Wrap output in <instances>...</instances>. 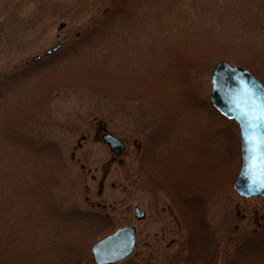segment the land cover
Masks as SVG:
<instances>
[{"label": "rangeland", "instance_id": "obj_1", "mask_svg": "<svg viewBox=\"0 0 264 264\" xmlns=\"http://www.w3.org/2000/svg\"><path fill=\"white\" fill-rule=\"evenodd\" d=\"M166 1L124 0L129 13L120 21L109 0H0V77L10 75L0 96V264H94L84 261L91 244L127 222L136 227V245L127 259L114 264H155L148 242L170 252L187 236L190 216L199 243L207 235L218 239L230 257L244 237L264 230V199L239 197L231 187L238 169L236 124L215 121L201 106L216 62L208 58L214 55L250 66L264 84V0L257 8L248 5L254 0H215L221 11L211 8L207 17L201 5L213 0H203L199 17L189 13L184 21L200 28L203 38L198 33V39L189 35V41L176 44L180 34L170 28V43L179 51L188 49L197 61L187 62L176 52L172 68L154 64L162 51L152 20L164 13L161 7L171 12L174 2ZM179 1L184 6L191 0ZM244 8L250 10L241 14ZM107 11L109 22L89 28ZM236 12L243 18L240 24L230 23ZM221 37H233L238 44L219 45ZM249 40L260 52L246 50ZM56 44L58 50L44 55ZM35 55L41 58L34 61ZM186 65L192 66L190 75ZM152 103L168 123L162 124L161 140L146 143L127 125L125 113ZM220 124L222 133L217 132ZM103 125L122 141L120 155L101 140L102 131L97 133ZM45 135L53 139L50 154H31L38 146L33 141ZM201 142L207 160L196 154ZM140 170L160 190L177 194L183 182L179 194L188 202L182 211L187 220L180 217L177 199L160 190L153 193L150 182L141 183L136 177ZM184 181L207 194L202 211L197 191L187 190ZM135 206L145 217L135 218ZM76 209L113 222L108 228L89 226L84 213L74 214ZM245 253L236 264H264V243Z\"/></svg>", "mask_w": 264, "mask_h": 264}, {"label": "trees", "instance_id": "obj_2", "mask_svg": "<svg viewBox=\"0 0 264 264\" xmlns=\"http://www.w3.org/2000/svg\"><path fill=\"white\" fill-rule=\"evenodd\" d=\"M109 1H110V10H111V13H113V16H116L117 20L124 21L123 19L125 18V14L129 13V11H127V9L129 8L128 7L129 3L124 2V0H109ZM172 1L174 2V5L171 8V12L168 11L169 9L167 7H161L162 10H164V13L162 12L161 15L156 16V18H154L152 20L153 21V23H152L153 24L152 25V34L155 37L156 46L158 48H160V50L162 51V54L157 56V58H155L154 64L157 63V66H159V64H162L164 67L169 66V68H172L173 65H176V59L178 58L177 55H174L176 52H181V55L183 54V56H186L185 58H187L186 59L187 62L190 60H192L193 62L197 61V60H195V58H192L189 55L190 52H188V49L186 50V48L185 49L181 48L179 51L176 48V46L174 47L175 42L174 43L172 42V44L170 43V41H172V39H173L172 37L174 36V34L170 32V28L171 29H174V27L177 28L175 35L178 33L180 34L179 36L176 37L177 38L176 44L179 42H184L186 39H188L189 35H194L192 38H197V39H198V37H197L198 33H199V38H201L204 35V32H202L200 30V28L198 30H196V27H195L196 25L192 26V25H186L184 23L185 20H187V19L189 20V13L194 14L195 17H199L198 5H200V3L203 0H191L188 5H184V6L180 5L179 0H171V1L167 0L166 3H169ZM205 3H208V4L201 5L202 6L201 10L203 11L205 17H207L211 8L218 9V12L221 11L220 2H216L215 0H213V2H210V3L205 2ZM248 5H251L250 7L255 6L257 8L258 6H260L259 0H254L253 2L249 3ZM130 6H134V5H130ZM195 8H197V10H194ZM244 9H245L244 13H241V14H246V11L248 12V10H250V8H247V10H246V8H244ZM166 10L170 13L166 14L165 13ZM108 13H109V11H107L104 15L100 16L99 18L96 17L92 21H90L91 25L89 26V28L96 27L97 22L100 20L106 21L105 23L109 22L110 20H108L106 18ZM215 13H217V12L215 11ZM235 15H237V12L234 13V16ZM238 21H239L238 24H240V22L243 21V18H239L238 16H235L233 18V20L230 21V23H233V22L237 23ZM113 27H116V25L114 24ZM189 39L186 41H189ZM210 39L215 41V38L213 36H210ZM221 39H222L220 41L221 44H219V45L230 46L231 44H238V43L234 42L233 37H231V38L225 37V39L223 37H221ZM244 45H246L250 48V49L246 48V50L248 52H251L252 54H255L254 52H260V48L255 47L254 44L252 43V41H250V40L247 41ZM185 46L186 45H184V47ZM47 56H49V55H47ZM220 58H222V57L214 55L208 59L211 61L210 64H213L212 62H215V61L219 60ZM224 59H226L229 62L234 61L236 64L240 65V63H238L240 61H238L236 59L230 58L231 59L230 60L226 56L224 57ZM198 61H199V58H198ZM241 65L246 67L247 69L250 68V66H248V65H244L242 63H241ZM191 67H192L191 65L190 66L186 65V69H188L186 72L189 73L188 75H190V72H191L190 68ZM17 71L20 72V69ZM250 71L252 72V69ZM101 73H104V71H102ZM13 74L16 75V72H13L11 75H13ZM9 76H10L9 74L5 73L0 77V80H1L0 83H2L1 84L2 86H0V96L4 95L6 92V89H7L6 79L9 78ZM3 80H5V81H3ZM172 86L176 87L175 83ZM174 90H176L175 93L178 94V92H177L178 89L174 88ZM123 98H124V100L125 99L126 100H133V98H131V96H124ZM201 100H202L201 106L203 107L204 111L207 112L211 117H213L215 119V121H216V119L219 120L221 123L224 121L226 123V125L230 126V124L233 121L223 117L222 115H220L211 106L208 98H202ZM144 103H146V102H144ZM151 106H153V107H151ZM151 106L145 105V107H144L143 105L142 106L137 105V106L133 107V108H135L133 112L128 111V113H125L127 115V120L125 121V122H127V125L130 126V129H133L135 131L138 130V133H141L143 135V140H144V142L146 141V143H151V142L155 143L158 140H161L165 136V135L164 136L161 135L162 124L168 123V120H167L168 118L167 117L164 118V116H166V114L158 112L157 109H155L156 111L153 110L155 107L154 103H152ZM122 108L123 107L119 108L118 110H121ZM186 108L188 110H191V107H186ZM121 112H123V111H121ZM122 114H124V112ZM220 125H221L220 127H217V132L222 133V131H223V129H225V127L223 126V124H220ZM167 131L168 130H166V132ZM130 134H132V133H130ZM33 142L37 143L38 146L36 147V149H33V148H31V150L29 149L32 153L25 151V149H21V148H18L17 150L23 151L24 154H27V153L33 154L34 153V154L43 155V157L48 156L50 154L51 148L48 146L53 144V139L49 138L48 135H45L43 137H38V139L34 140ZM34 145L36 146V144H34ZM38 147H42V148L39 149ZM230 147L233 150L232 142L230 144ZM206 148L207 147L204 145L203 142H201V144L199 143V148H198L199 150L195 146L196 154L199 156V159L207 160L208 150ZM236 152H237V157H238V161H237L238 164L237 165H239V150H238L237 146H236ZM133 171H134V169H133ZM133 174H135V173H133ZM136 177H138V179L140 181H143L141 183L150 182L149 179L147 178V176L144 175V173L141 170H140V172L139 171L137 172ZM184 182H185L184 186L187 187V190H188V188H193L197 191L196 200L200 201V203L203 205V206L202 205L200 206V210L202 211L205 208V203L207 202V199H206L207 197H205L207 194L199 192V190H197L194 187V185L191 183V181L189 184H188L189 181L188 182L184 181ZM181 185H182V187L180 189H178V192L176 190L177 194H175V192L172 193L171 191L169 192V191H165L163 189L160 190L156 186V184L153 182L152 183L150 182V185L148 187L153 191V193L160 190L159 192L166 193L168 196L171 195L170 196L171 199H173V200L177 199L176 201H174V203H175V205L179 206L177 209H178V211H180V213L183 214L185 212H182V211H183V209L187 208L188 202H187V200H185L183 193H181V195L179 194L180 190H182V191L184 190L183 189V182L181 183ZM173 188L176 189L174 186H173ZM75 211L76 212H74V214L76 216H77V212L79 213V216H80V214L84 213V215L82 217H84L83 219H85L88 222L87 223L88 225L90 224L89 226H93V225L100 226V224H101L103 226L106 225L108 228L110 226V224L113 222L112 219L107 218L105 216L96 215L95 212H93V211L83 212V211L77 210V209ZM197 214H199V212ZM180 217H181V219L185 218L187 220V216H185L184 214H183V216L180 215ZM189 220L191 222H189L190 223L189 225L187 224V230H186L187 236L185 237V239H182L181 242H177L175 248L170 250V252H167L165 249H163L161 246H159L157 244V242H155V241L148 242L150 244H148L147 247L150 249V252H152L151 254H153L154 257L156 258L155 264H236L237 260L241 261L240 259H242V256L246 254L245 253L246 251L257 249V247L262 246V243H264V238H262V239L260 238L262 236V234L264 236V232H263L264 230H262L261 233H257V236H255V234L251 233V234H249L250 237H248V236L244 237L241 243L238 242V244L235 245L233 256L230 257L228 251H226V249H227L226 244L225 243L221 244L220 241H218V239H209V236L207 235L206 238H203V240H202L203 242L201 241L199 243V231L197 232L194 229V226H195L194 222L195 221H192L193 216H190ZM103 222H105V223L103 224ZM198 227H199V225H198ZM210 231L211 230L209 228V233L212 234V232H210ZM252 237H255L258 239H253ZM126 264H128V262Z\"/></svg>", "mask_w": 264, "mask_h": 264}, {"label": "water", "instance_id": "obj_3", "mask_svg": "<svg viewBox=\"0 0 264 264\" xmlns=\"http://www.w3.org/2000/svg\"><path fill=\"white\" fill-rule=\"evenodd\" d=\"M60 46L56 44L46 49L44 55ZM40 58L35 55L33 60ZM209 84L211 106L223 117L233 120L238 131L239 166L231 187L239 197L260 196L264 199V84L247 68L222 59L213 64ZM102 130L101 140L111 152L120 155L122 142L105 128ZM133 214L136 219L145 216L137 206ZM134 245V226H120L91 244L90 257L95 264L121 262L132 253Z\"/></svg>", "mask_w": 264, "mask_h": 264}, {"label": "flooded vegetation", "instance_id": "obj_4", "mask_svg": "<svg viewBox=\"0 0 264 264\" xmlns=\"http://www.w3.org/2000/svg\"><path fill=\"white\" fill-rule=\"evenodd\" d=\"M100 130H101V128H100ZM100 130L98 129V131H97V133H99L100 132ZM97 133H95L96 134V136H98V134ZM145 217V216H144ZM125 224H129L130 225V222L128 223H125ZM134 226V225H133ZM134 228H135V239H137V232H136V227L134 226ZM186 231V230H185ZM182 239H184V238H182ZM181 239V240H182ZM136 241V240H135ZM181 242V241H180ZM91 254H90V248H89V251H88V253H87V256L85 257V260L84 261H91ZM80 264V263H79Z\"/></svg>", "mask_w": 264, "mask_h": 264}]
</instances>
